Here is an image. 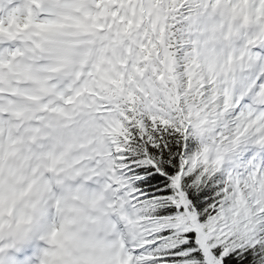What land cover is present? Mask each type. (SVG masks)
Wrapping results in <instances>:
<instances>
[{
	"label": "snow or ice",
	"instance_id": "snow-or-ice-1",
	"mask_svg": "<svg viewBox=\"0 0 264 264\" xmlns=\"http://www.w3.org/2000/svg\"><path fill=\"white\" fill-rule=\"evenodd\" d=\"M0 264H264V0H0Z\"/></svg>",
	"mask_w": 264,
	"mask_h": 264
}]
</instances>
